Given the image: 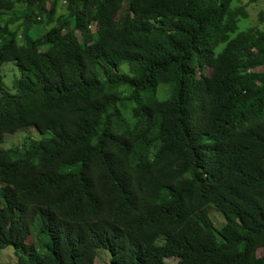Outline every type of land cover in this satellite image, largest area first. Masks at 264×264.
I'll return each mask as SVG.
<instances>
[{"label": "trees", "instance_id": "trees-1", "mask_svg": "<svg viewBox=\"0 0 264 264\" xmlns=\"http://www.w3.org/2000/svg\"><path fill=\"white\" fill-rule=\"evenodd\" d=\"M263 1L0 0V249L264 264Z\"/></svg>", "mask_w": 264, "mask_h": 264}, {"label": "rangeland", "instance_id": "rangeland-1", "mask_svg": "<svg viewBox=\"0 0 264 264\" xmlns=\"http://www.w3.org/2000/svg\"><path fill=\"white\" fill-rule=\"evenodd\" d=\"M243 3L246 2V0H242ZM60 9H59V13L62 11L61 7H63V4L60 3ZM50 5L49 3H47L45 5L46 9H49ZM260 11H264V1L260 2L255 8H249V13H250V17L252 20H255L258 13ZM49 26L45 27V30L49 29ZM41 32H39L36 28L33 38H34V42L35 45L38 46L41 50H44V47L41 46V42L43 40V35H40ZM80 40V38H79ZM70 67L72 68L73 71H78L80 69V60L78 57L76 56H70L67 59ZM125 66H120V69H124ZM210 72V69L208 67L205 68V74L208 75ZM1 74L3 76V83L5 85L6 88L11 89L12 87V83L13 81L18 77L19 73L17 70V67L14 65V63L12 62H6L2 65L1 67ZM163 86H160L157 88V98L160 100V92L162 90ZM18 141V134L17 135H13V136H8L6 137L4 144L0 145V149H8L10 147H15L17 145ZM1 201V198H0ZM2 203V201H1ZM216 223L217 225L220 226V218L217 217L216 218ZM32 240V238H31ZM30 239H28L26 242H31ZM101 256L103 259H100ZM257 256L260 257L261 256V251L257 252ZM16 263V257L14 255V250L13 248H6V249H0V264H15ZM94 264H110L109 261V254L105 251H98V257L95 260Z\"/></svg>", "mask_w": 264, "mask_h": 264}]
</instances>
